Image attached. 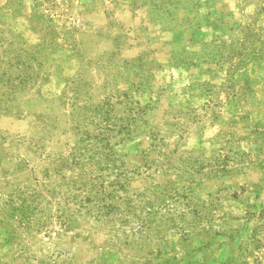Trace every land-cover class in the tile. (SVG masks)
<instances>
[{
    "label": "rangeland",
    "instance_id": "1",
    "mask_svg": "<svg viewBox=\"0 0 264 264\" xmlns=\"http://www.w3.org/2000/svg\"><path fill=\"white\" fill-rule=\"evenodd\" d=\"M0 264H264V0H0Z\"/></svg>",
    "mask_w": 264,
    "mask_h": 264
},
{
    "label": "trees",
    "instance_id": "2",
    "mask_svg": "<svg viewBox=\"0 0 264 264\" xmlns=\"http://www.w3.org/2000/svg\"><path fill=\"white\" fill-rule=\"evenodd\" d=\"M93 146H95V144L93 143L92 144ZM95 147H97V146H95ZM81 148H77V150H80ZM79 153V156H81L82 154L80 153V151L79 152H77V154ZM75 159H76V156H75ZM78 159V158H77Z\"/></svg>",
    "mask_w": 264,
    "mask_h": 264
}]
</instances>
